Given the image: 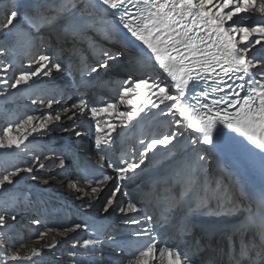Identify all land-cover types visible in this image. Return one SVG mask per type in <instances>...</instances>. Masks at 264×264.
I'll use <instances>...</instances> for the list:
<instances>
[{
  "label": "snow or ice",
  "instance_id": "1",
  "mask_svg": "<svg viewBox=\"0 0 264 264\" xmlns=\"http://www.w3.org/2000/svg\"><path fill=\"white\" fill-rule=\"evenodd\" d=\"M79 2L83 3V0ZM9 3L11 7L0 20V36L5 37L0 40V64L4 63L5 57L19 53L21 58L28 57L27 67L34 70L21 71L10 80L8 72L15 65L8 60L4 67H0V85L6 86L0 88V96L7 97L9 86L11 90L18 89L35 77L52 78L53 73L72 70L79 76L78 88L83 94L77 102L54 113L49 112L43 117L29 115L22 122H9L0 134V150H21L34 133H42L62 118L72 120L85 112L95 120L96 164L101 169H111L121 182L128 179L129 173L140 169L148 160L149 153L158 146L167 149L185 133L189 136L188 144L177 145L169 151L166 154L168 160L189 145L195 148L174 167L163 174L153 175L148 191L140 190L139 203L129 200L119 205V211L125 216L145 213L141 218L127 221L141 225V230L133 236L144 238L142 241L133 239L120 244L108 234L107 225L89 228L83 223L72 224L61 232L57 228H48L38 235L37 240L41 241L52 233L67 237L79 229H91L95 238L84 239L74 247L97 251L107 240L116 245L117 252L125 254L126 258L121 259L120 264H169L170 260L175 264H264V225H261L256 238L247 240L244 230L250 225L245 221L220 225L213 230L201 229L199 234L196 231L198 225L194 222V217H229L238 211L230 194L236 174L213 154L218 128L242 138L264 157V61L249 56L255 46H264V0H211L207 8L211 9L217 23L212 24L210 20L199 17L191 28L183 23L182 14L172 0H95L111 22V28L103 31L92 28L88 23L65 18L66 12L71 13L78 6L77 0H59L58 4L49 7L51 15L40 11L38 0H9ZM86 10L87 4L81 9V14ZM201 10H204L202 6ZM241 13L260 19L253 27L237 26L233 21ZM132 40L141 48L135 54L129 49ZM49 49H53L51 55L48 54ZM125 55L128 56L130 76L116 86L118 99L100 107L90 105L86 98L89 89L105 88L110 82L85 77L107 69L110 61ZM148 65L147 70L141 71ZM211 70H215L216 75H212ZM256 74H260L259 82L253 79ZM134 76L140 78L134 80ZM232 77H244L253 83L246 87L233 85ZM193 81H202L208 88L199 94L203 100L197 98L195 104H190L185 102V97ZM170 88H174L176 94H171ZM170 101L173 103L161 115L171 117L174 126L171 134L152 139L138 156L120 159L122 167L113 162L106 163L104 147L113 143L118 125L106 122L104 117L119 120L122 128L145 110L160 109ZM31 102L37 103L35 99ZM60 102L59 99L49 100L47 108L51 109L54 103ZM39 103L43 104V101ZM119 106L128 107L119 111ZM139 143L143 145L145 142L140 140ZM129 151L135 153L136 149ZM158 163L154 159L152 168L148 170L155 169ZM65 164V159L60 157L55 168L63 169ZM163 164L160 163V167ZM35 168L45 169L46 164L36 157L33 164L18 166L3 175L0 194L8 192L11 188L7 186L13 185L21 173H32ZM3 171L0 168V172ZM261 171L264 172V161ZM113 179L112 175L105 174L98 180H84L87 187L81 189L77 182L79 178H69L67 188L88 197L91 207ZM43 182L47 184L48 179ZM120 191L121 187L117 186L112 192L104 206L105 212L117 204ZM21 197L25 204L29 202L27 192L10 193L7 198L0 195V264H34L45 250L51 251L61 243L53 239L50 244L31 248L30 255H21L16 250V225L9 222L16 221L18 215L7 209L19 208ZM259 207L264 210V197L260 199ZM177 210H181L179 216ZM31 223L39 225L41 221L36 219ZM157 225L169 233V238L163 243L161 239L157 241V237H161ZM218 232L227 237V244L219 248L213 246ZM237 238L239 244L236 243ZM71 255L75 257L76 253ZM72 264H76L75 259Z\"/></svg>",
  "mask_w": 264,
  "mask_h": 264
},
{
  "label": "bare ground",
  "instance_id": "2",
  "mask_svg": "<svg viewBox=\"0 0 264 264\" xmlns=\"http://www.w3.org/2000/svg\"><path fill=\"white\" fill-rule=\"evenodd\" d=\"M6 1L7 0H0V3ZM209 3H211V0H175V5L181 13L182 11L183 13L185 11L192 17L193 20L196 21L199 17H203L205 19L210 20L212 24H216L217 21L213 18L211 9L207 8V5ZM43 5L42 10L44 9V12L42 13L47 15L50 3L47 2ZM201 6L204 8L203 11L201 10ZM83 7L84 6H81L79 8L76 7L71 11V13L75 10H77V12H81V9H83ZM93 9L95 10V12H97L98 15L105 13L102 9L100 11L97 10V6H87V10L84 12H86L87 14H94L95 12L93 11ZM183 13L182 15H184ZM85 17L86 18L81 23H88L92 28L99 29L101 31H103L105 28H111L110 21H108V25L100 24L96 26L94 21H92V15L89 16V18H87L88 16ZM239 17L243 18V20L245 21V26L247 27L255 26L260 19L259 17L252 16L248 13H241L234 18L233 22L235 24L239 20ZM105 18L108 17H103L102 19L104 20ZM45 35H47V31ZM262 44H264V42H262ZM256 48L259 49L255 50ZM129 49L133 54L141 50L139 43L134 40H132L129 44ZM48 54H52V52H50V49L48 51ZM249 56L251 58L264 61V46H255L249 53ZM122 57L128 56L125 55ZM4 59L5 61L3 64H0V67H4L7 64L8 60L11 61L13 65H15L8 72V77L10 80H12V78L15 75H18L21 71L34 70V68L27 67L28 57L21 58L19 53H17V55L15 56L9 55ZM24 65L26 67H24ZM147 67H150V65H148ZM139 78L140 77L138 76L132 77V79L134 80ZM241 78L243 79V82L246 84V86L253 83L252 80L246 81V78ZM121 79V75L117 76L118 81ZM253 79L259 82L260 74H256ZM65 85L67 86V89L69 91H74V80L70 71L53 73L52 78L35 77L32 81L29 82V84L21 85L18 89L11 90L9 86V94L7 95V97L0 96V134H3V131L9 122H22L23 120L27 119L29 115L43 117L49 112L54 113L56 110L62 107H66L67 105H71L72 103L77 102L75 101L76 97H70V99H68V97L71 96L69 94L67 99H59L58 97H55L59 94V92H63L60 90ZM0 88H6V86L0 85ZM169 91L171 94H176V90L174 88H170ZM33 99L37 101L36 104H33L31 102ZM57 99L61 101L59 104L54 103L51 109L47 108V103L49 102V100ZM41 100L43 101V104L39 103V101ZM172 103V101L167 102V104L162 105L161 108H165L163 111H166V108ZM28 105H30V107L27 108ZM127 107L128 106H119L118 110L125 111L127 110ZM158 110L159 109L155 108L145 110L144 113H141L139 118L143 119L150 115H153L158 120L169 123L171 125L169 129L172 131L174 126L171 123V117L163 116L161 115V113L156 114ZM139 118L134 119L127 126H132L133 123ZM104 119L106 120V122L111 121L117 123L118 130L121 129L119 120H112L111 116H106L104 117ZM84 121L95 122V120L91 118L89 112L77 114L72 120L62 118L60 122L50 125L49 128L47 130H44L42 133H34L33 137H29V140L25 141L26 144L25 146H22L21 150H0V168L4 170L3 172H0V178H2L3 175L7 174L18 166H25L30 161L32 162L31 164H33L36 157L41 158V162L46 164L45 169L35 168L32 173H21V176L16 178L13 185L7 186L11 189H9L8 192L0 194L3 195L5 198H7L10 193L14 192H27L29 194V202L27 204L24 203L23 198L21 197L19 208L7 209V211H15V214L18 215L16 221H10L9 223L12 225H16V227L18 226L19 231H22L21 229L23 228V223L27 220L28 216H32L31 220L39 219L42 223L41 214L45 211L61 210L65 208L70 210H73L75 208H79L81 210H101L99 207V200L103 197V192L100 194L99 199H97L95 202H92V206L89 207L90 199L88 197L81 196L80 193H77L75 191H69V189L67 188V181L69 180V178H73L70 175L69 162L65 159L63 150H65L67 146L71 143L78 144L81 140H85L84 135L76 134L77 132L84 133ZM181 131H183V129H181ZM13 134H16L15 131ZM187 140L188 134L185 133L183 136L178 137L172 145H174L175 143H179V141L185 142ZM172 145H169L168 147ZM46 156H48L49 159H44V157ZM60 157H63L66 161L65 167L63 169L55 168V165L59 162ZM34 176L38 177V179H33L32 177ZM45 179H48L47 184L43 182ZM115 183L117 184V186L121 187V191L118 196H120L119 199L122 200L119 201L118 199L117 204L114 205L113 208L110 209L108 212H110V215L112 217H115L116 219H119L124 222L126 216L120 211H117V205L127 203L125 199H123V189L126 190V187L124 186V181L121 182L119 180H115ZM78 187L83 189L79 182ZM235 191L236 189L232 185L230 190L232 198L235 196ZM62 201L66 203L65 208L60 204V202ZM0 203H2V201H0ZM104 213L106 212L103 209V214ZM240 217L241 214L236 213L234 219L237 220ZM35 226L40 227V224H33V227ZM40 228L41 232L47 230H44L42 227ZM7 231L8 229H5V232ZM58 232L49 234V236L44 237V239H42L41 241L34 240L33 238L30 239V237H26L24 235V237H20L19 239V233L17 232L18 234L16 233L15 238L16 250L19 251L21 255H30L31 248H39L45 243L50 244L52 243V240L55 239L57 241H60L61 243L51 251L45 250L43 256L37 258L34 264H72L73 259H75L76 264H115L113 262L114 259L111 258L110 260H108V255L103 247L97 249V251L84 250L80 249L79 247H74V244L82 242L84 239H86L81 231L72 237L69 236L71 233H69L67 237H64L60 236ZM85 251L89 252L85 254ZM73 252L76 253L75 257L71 255ZM28 264H30V262H28Z\"/></svg>",
  "mask_w": 264,
  "mask_h": 264
},
{
  "label": "rangeland",
  "instance_id": "3",
  "mask_svg": "<svg viewBox=\"0 0 264 264\" xmlns=\"http://www.w3.org/2000/svg\"><path fill=\"white\" fill-rule=\"evenodd\" d=\"M174 4H175V2H173ZM11 7V4L9 3V0H7L6 2H1L0 3V20H2V17H3V15H4V13H5V11H4V9H8V8H10ZM84 8V7H83ZM44 10V9H43ZM42 10V11H43ZM75 11H77V10H75ZM44 12V11H43ZM77 13H81V12H77ZM182 13H183V11H182ZM181 13V14H182ZM85 14H87L86 12H83V14H81V15H85ZM184 15H182L183 16V18H186V17H188L186 14V12L184 11V13H183ZM86 16V15H85ZM239 19V20H238ZM237 20V23H236V25L237 26H245V21L243 20V18L242 17H239ZM184 21V20H183ZM193 22V21H192ZM104 25H108V24H106V23H104ZM196 25V24H195ZM46 33V32H45ZM257 49H259V48H256L255 50H257ZM49 51V50H48ZM12 56V55H11ZM54 90H55V88H54ZM60 91H64V93L65 94H67L66 92H69V90L67 89V86L65 85L63 88H61V90ZM55 97H57V96H55ZM65 97H68V95L67 96H64V98ZM65 99H67V98H65ZM78 99V98H77ZM77 99H75V101H77ZM79 100V99H78ZM28 107H30V105H28L27 106V108ZM26 108V109H27ZM26 144V143H25ZM52 150V149H51ZM33 160V159H32ZM31 161L27 164V165H31ZM109 193H105L104 194V196L101 198V200H100V206L101 207H104L105 206V203L107 202V199L109 198V196H111V195H108ZM119 198H120V196H119ZM31 216H28V218H27V220L26 221H24V223H23V228L21 229L22 231H19V228H18V226L16 227V231L19 233V239H20V237H24V236H26V237H30V239H34V240H37V237H38V235L40 234V232H41V228L40 227H42L44 230L45 229H47L44 225H43V222L42 223H40V227H33V224L31 223ZM39 229V230H38ZM43 231V230H42ZM17 233V234H18ZM24 235V236H23ZM25 239V238H24ZM27 239V238H26Z\"/></svg>",
  "mask_w": 264,
  "mask_h": 264
}]
</instances>
